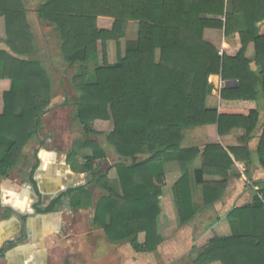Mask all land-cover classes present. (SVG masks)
<instances>
[{
	"label": "trees",
	"instance_id": "trees-1",
	"mask_svg": "<svg viewBox=\"0 0 264 264\" xmlns=\"http://www.w3.org/2000/svg\"><path fill=\"white\" fill-rule=\"evenodd\" d=\"M41 1L38 17L58 33L63 61L78 64L72 78L78 94L76 123L89 137L98 135L92 123L111 122L105 140L130 161L115 166L118 195L100 171L106 160L101 146L92 140L73 144L68 156L72 171L92 174L95 185L106 193L96 203L93 224L113 243L130 240L135 249L154 252L160 244L157 218L164 216L160 164L175 160L181 169L171 189L178 227L198 214L188 169L199 151L180 148L183 132L215 125L219 136L239 129L248 139L257 128L258 100L264 99V0ZM100 17L113 20L110 30L97 27ZM129 22L138 24L136 41L109 64L107 43L114 42L119 53ZM206 29L223 32L220 52L205 41ZM0 43L12 53L0 51V79L10 83L2 94L0 113V175L6 176L22 163L23 149L42 129V117L51 104V80L40 63L30 60L37 46L21 0H0ZM249 45L255 70L245 56ZM211 76L237 84L213 96ZM86 149L90 157L78 154ZM142 154L147 158L135 162ZM257 154L264 168V127ZM202 157L196 181L202 186L203 208H208L223 198L234 162L248 165L250 153L246 146L226 151L209 145ZM203 176L220 180L203 181ZM71 205L88 210L92 197L78 189ZM228 219L238 222L237 232L211 239L192 264H264L261 200L234 209Z\"/></svg>",
	"mask_w": 264,
	"mask_h": 264
},
{
	"label": "crops",
	"instance_id": "crops-1",
	"mask_svg": "<svg viewBox=\"0 0 264 264\" xmlns=\"http://www.w3.org/2000/svg\"><path fill=\"white\" fill-rule=\"evenodd\" d=\"M21 1L25 12L27 11V22L37 46V53L30 60L40 63L45 71L47 67L40 61V55L48 63L51 62L54 66L57 64V68H62L61 64L68 67L60 53L58 33L51 24L41 21L37 9L32 7L36 4L38 6L40 0ZM112 25V19H97L99 29L110 30ZM238 30L240 28L236 27V31ZM218 32L206 29L204 39L219 51L222 49L223 38L222 42L218 41ZM221 34L223 37V32ZM53 38L55 42L51 44ZM52 45L56 50H52ZM113 46L114 42L107 43L109 54ZM0 51L12 55L2 43ZM245 56L251 61V69L255 70L252 45L247 47ZM108 63L114 64L110 61ZM209 85L211 95L219 97L225 82L219 76H211ZM9 86V81L0 79V113L3 107L2 94L9 90ZM52 99L51 88V101ZM261 101L259 98L257 128L248 139L245 132L239 129L231 130L226 136H219L215 125L183 132L180 148L196 149L199 154L188 169L191 200L198 214L194 220L182 227L177 225L171 192L182 176L180 166L175 160L159 165L165 178V186L159 198L163 203L164 216L157 218L156 229L160 244L151 253L135 249L130 240L113 243L107 239L103 230L94 226L96 203L106 193L95 185L92 174L82 169L78 173L72 171L68 162L70 153L61 159L57 148L47 150L43 145L34 152V161H26L27 147L39 135L40 130L23 149L22 163L9 170L6 176L0 175V264H192L211 239L228 238L237 232L238 222L228 219L234 209L252 205L255 198L264 200V168L260 165L257 154L264 127V103ZM95 123L108 122L96 121L91 128ZM209 145H219L226 151L246 146L250 153V163L246 165L245 162H234L223 198L213 206L203 208L202 186L196 181V173L202 166V153ZM101 148L105 151L104 147ZM87 151L90 150H81L78 154L90 157L91 151L90 155L86 154ZM113 158L114 161L106 158L100 171L106 175L109 187L120 195L115 166L119 163L129 164L130 161L118 156L115 150ZM146 158V154L139 155L135 162ZM202 180L219 181L220 178L203 176ZM81 188L87 190L92 197V206L88 210L75 209L71 205L76 190ZM59 191L63 192L58 194Z\"/></svg>",
	"mask_w": 264,
	"mask_h": 264
},
{
	"label": "rangeland",
	"instance_id": "rangeland-1",
	"mask_svg": "<svg viewBox=\"0 0 264 264\" xmlns=\"http://www.w3.org/2000/svg\"><path fill=\"white\" fill-rule=\"evenodd\" d=\"M36 1L38 2V0ZM41 4L42 1L40 0L38 6L36 4V6L32 7L33 9L38 10ZM240 19H242V16L239 17V20ZM137 27L138 24L136 22L128 23L125 38L119 42V53L117 51V45L115 44V46L112 47L110 54L107 52L108 61L116 63L119 54L123 56L125 50L134 45L136 41ZM221 32L222 31L218 32L220 34L218 41L220 42H222L223 38ZM50 42L53 44L55 39L53 38ZM54 45H52L53 51L56 50ZM220 51L221 50H219V52ZM59 58L61 57L59 56ZM59 58H57V60L60 62ZM40 61L45 67H47L46 72L52 81L51 88L53 90V99L49 108L43 115V126L39 135L33 139L27 147L26 161H34V152L38 151L43 145L47 150L52 147L57 148L62 159L71 152V148L75 142H82L85 140L95 141L104 147L107 160L114 161V150L105 140L106 135L112 130V124L110 122L103 124L95 123L92 126V129H94L98 135L86 137L75 121V103L78 94L72 83V78L76 72L78 64L72 66L69 65L68 67L61 64L60 67L62 68H57V64L54 66L55 64L53 65L51 62L48 63L45 57L41 55ZM99 63H101L100 58ZM260 99L262 100L261 103H264L262 96H260ZM86 154L90 155V151H87ZM105 167L106 166H104V168Z\"/></svg>",
	"mask_w": 264,
	"mask_h": 264
},
{
	"label": "water",
	"instance_id": "water-1",
	"mask_svg": "<svg viewBox=\"0 0 264 264\" xmlns=\"http://www.w3.org/2000/svg\"><path fill=\"white\" fill-rule=\"evenodd\" d=\"M236 84H237L236 82H227V83H225V86L229 87V86L236 85ZM71 188H73V186H71ZM61 192H63V191H59L58 194H60ZM43 204H44V202H42V205Z\"/></svg>",
	"mask_w": 264,
	"mask_h": 264
},
{
	"label": "built area",
	"instance_id": "built-area-1",
	"mask_svg": "<svg viewBox=\"0 0 264 264\" xmlns=\"http://www.w3.org/2000/svg\"><path fill=\"white\" fill-rule=\"evenodd\" d=\"M261 202H262V206H263V209H264V200L263 199H260Z\"/></svg>",
	"mask_w": 264,
	"mask_h": 264
},
{
	"label": "bare ground",
	"instance_id": "bare-ground-1",
	"mask_svg": "<svg viewBox=\"0 0 264 264\" xmlns=\"http://www.w3.org/2000/svg\"><path fill=\"white\" fill-rule=\"evenodd\" d=\"M47 171V170H46ZM50 172V171H49Z\"/></svg>",
	"mask_w": 264,
	"mask_h": 264
}]
</instances>
